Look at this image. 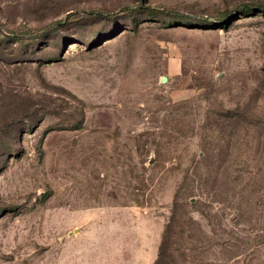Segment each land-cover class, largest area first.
Listing matches in <instances>:
<instances>
[{
    "label": "rangeland",
    "instance_id": "obj_1",
    "mask_svg": "<svg viewBox=\"0 0 264 264\" xmlns=\"http://www.w3.org/2000/svg\"><path fill=\"white\" fill-rule=\"evenodd\" d=\"M155 262L264 264V0H0V264Z\"/></svg>",
    "mask_w": 264,
    "mask_h": 264
},
{
    "label": "trees",
    "instance_id": "obj_2",
    "mask_svg": "<svg viewBox=\"0 0 264 264\" xmlns=\"http://www.w3.org/2000/svg\"><path fill=\"white\" fill-rule=\"evenodd\" d=\"M140 9H143V10H147V11H150V12H154V11H157L155 7H152V6H146V5H143L141 4L140 6H138ZM164 11V10H163ZM173 11H170L168 10L167 13H172ZM223 17H221L220 19H222ZM205 21H207V18H205ZM155 264H157L155 262Z\"/></svg>",
    "mask_w": 264,
    "mask_h": 264
},
{
    "label": "water",
    "instance_id": "obj_3",
    "mask_svg": "<svg viewBox=\"0 0 264 264\" xmlns=\"http://www.w3.org/2000/svg\"><path fill=\"white\" fill-rule=\"evenodd\" d=\"M165 79V78H164Z\"/></svg>",
    "mask_w": 264,
    "mask_h": 264
}]
</instances>
